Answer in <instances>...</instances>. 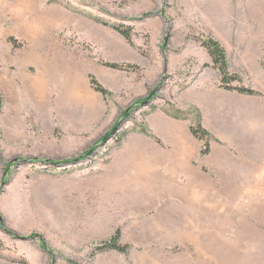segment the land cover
Instances as JSON below:
<instances>
[{
	"label": "rangeland",
	"instance_id": "374dc122",
	"mask_svg": "<svg viewBox=\"0 0 264 264\" xmlns=\"http://www.w3.org/2000/svg\"><path fill=\"white\" fill-rule=\"evenodd\" d=\"M227 1L235 3L231 14L237 19L249 15L253 0H102L104 7H92L85 0H0V36H9L11 52L28 49L34 42L25 37L28 26H23L24 19L37 20L38 15L51 9L63 18L53 26L39 24V31L46 33L39 37V41L58 43L55 48L44 47L45 52L58 61L50 64L57 68L56 79L71 77L68 75L70 56H76L71 67H76L77 76L82 74L88 78L86 69L90 61L95 59L105 66L107 63L103 58L117 50L121 41L141 55L139 66L117 64L130 67L128 70L107 67L123 75L129 74L135 82L124 80L119 88L108 90L97 81L107 91L106 96L101 94L113 102L118 115L114 126L93 143L85 158L82 157L87 153L70 160L55 159L62 157L58 150L69 145V134L58 120L56 125H42L44 120L39 125L28 119L26 125L23 123L27 134L25 142L12 147V159L4 160L0 149V257L11 250L14 255L19 254L20 242H34L52 257L58 254L54 245L67 246V242L74 240L64 229L72 224L77 235H88L86 252L91 255L89 264H94L105 254L111 256L109 261L112 264H120L113 256L115 253L124 257L123 264H138L140 260L134 256L140 252L152 259L172 257L173 264H264V115L237 117V123L244 127L239 126L240 135L233 136L237 157L231 158L229 163L235 175L233 181L220 185V192L228 195L230 192L231 196L222 199L209 212L218 229L207 231L211 225H206L205 220L200 229L190 224L188 241L173 238L161 243L153 232L154 226L149 225L154 219L162 225L167 221L169 226L185 219L184 207L173 217L171 212H166L167 206L172 204L170 192L186 190L181 183H177L176 190L169 182L126 183L122 207L117 201L122 196L118 190L120 184H113L117 186L108 190L102 184L100 190L80 192V185L62 179L93 175L104 169L108 157L113 154L109 145L136 143L137 136L141 138L139 142L146 143L148 139L162 145L149 129L148 118L153 115H145L156 109L162 108L173 118L189 120L194 124L192 127L201 125V117L195 115L194 92L196 85L208 78L204 69L208 66L203 65L207 51L200 40L213 38L208 34V25H212L214 18L227 15L225 11L229 9L223 7L228 5ZM118 28L129 31L131 42ZM100 30L109 33L108 39L91 40L88 37ZM3 42L5 40L0 39V43ZM91 77L96 79L91 75L90 82ZM153 91L156 95L146 101ZM190 93L194 96L191 97ZM0 96L1 120V92ZM133 106L130 115H122ZM258 121L260 127L256 126ZM111 132V138L104 141ZM210 140L208 132V137L201 140L203 152L206 144L210 152ZM6 192L19 194L5 196ZM159 192L165 197L160 198ZM131 193L132 197L129 196ZM149 195L154 198L153 204L140 209L141 199L134 197L144 196L143 202ZM184 200L180 197L177 203L184 205L187 203ZM106 212L107 215H103ZM58 215L65 219H60L64 226L58 222ZM118 233L119 244L126 247L125 252L105 249L103 245ZM56 259L53 256L49 264H56Z\"/></svg>",
	"mask_w": 264,
	"mask_h": 264
},
{
	"label": "crops",
	"instance_id": "0c3cea01",
	"mask_svg": "<svg viewBox=\"0 0 264 264\" xmlns=\"http://www.w3.org/2000/svg\"><path fill=\"white\" fill-rule=\"evenodd\" d=\"M85 1H89L92 7H104L102 0ZM226 4L228 5L223 7L229 9L225 11L228 12L227 15L224 14L218 19L214 18L212 25H208V34L213 36L225 49L230 74L239 76L242 80V83L236 82L232 86L252 89L258 95H248L235 89L222 88L221 75L213 68L212 59L207 52L203 65L208 66L204 68L208 73V78L202 79L196 85L194 93L195 115L201 117V125L211 135L210 152L208 154L203 152L204 143L192 134L191 127L194 124L191 121L173 118L169 116L171 115L169 112L166 113L161 108L145 115H153L148 118L149 129L162 141V145L148 139L146 143L139 142L140 136H137V139L134 138L138 141L136 143L109 145L112 147L113 154L108 157L104 169L93 175L62 178L69 184L80 185V192L100 190L102 184L105 185L106 190L117 186L113 184H120L118 190L121 192H118L122 196L117 201L122 207L126 183L169 182L175 185L173 186L175 190L177 183H181L182 187L186 186L185 191L170 192L172 204L167 206L166 210L167 214L171 212V217H173L184 207L183 218L185 219H180L171 226L167 225V221L162 225L158 219L149 223L152 227L154 226L153 232L160 238L161 243L166 240L170 242L173 238L188 241L190 224L200 229L204 220L206 225H211L207 231L214 232L218 229L216 228L217 222L211 220L212 215L209 212H212L222 199L231 196L230 192L229 195L222 194L220 185L233 181L235 175L229 162L231 158L237 157L235 152L238 149L234 146L236 140L233 136L240 135L238 127L241 124L237 123L236 119L237 117L264 115V0L251 1L249 15L243 19H237L232 15L231 7H235L234 2L227 1ZM60 17L55 9H51L38 15L37 20L24 19L23 26L26 24L28 26L27 35L24 36L34 42L30 43L28 49L17 53L9 50V36H0V39L5 40L0 43V92L3 98L0 120V136L3 139H0V149L2 158L6 161L13 157L12 147L21 146L25 142L27 134L23 123L26 125L28 119L34 120L39 125L42 120H44L42 125L51 123L56 125L58 120L59 125L66 133L68 132L69 145L59 149L58 152L62 157L55 159L64 161L84 155L93 143L114 126L116 115H118L113 102L93 89L89 77L95 76L97 81L108 90L119 88L124 80L135 82L134 77L129 74L117 73L115 70L102 66L95 59L90 61L89 68L86 69L88 78L83 77L82 74L80 76L78 74V77L74 72L78 71L76 67H71V64L76 62V56L68 58L71 62L68 75L71 77L68 79L54 78L57 68L50 64L58 63V61L48 55L44 47L55 48L58 47V43L40 42L39 37L46 33L39 31V24L53 26L63 19ZM88 37L91 40H106L109 33L100 30ZM117 46V50L112 54L107 53L103 58L106 63L140 65V54L129 45H125L124 41L119 42ZM134 74L137 75V73ZM190 96L194 95L190 93ZM177 109L186 110L185 108ZM256 126L260 127V121L256 123ZM128 176L130 179H126ZM161 193L159 192L158 196L164 198L165 195ZM18 194L4 193L5 196H18ZM132 194L129 196L132 197ZM180 197L181 200L186 199L184 201L187 203L184 205L177 203ZM16 198L9 199L16 200ZM134 198L145 199L144 196ZM141 200L138 206L140 209L154 202L151 195L147 200L143 202ZM178 205L181 206L177 207ZM103 215H107V212ZM57 218L60 224L65 221L59 215ZM91 226L89 232L92 231ZM64 229L74 240L67 242V246L54 245L58 251V254H53L54 258L57 257L56 264H89L91 255L90 253L87 255L86 252V248L89 247L88 235H77L72 224H68L67 228L64 226ZM54 233L59 235L55 229ZM18 246L19 254L14 255L12 250L5 252L3 257H0V264H19L18 262L20 264H49L53 257L45 253L34 242H20ZM115 254L113 256L119 260L120 264H123L125 261L121 260L124 257L119 253ZM134 258H139L138 264H173L172 257L152 259L142 252ZM110 259L111 256L108 254L101 255L94 264H112Z\"/></svg>",
	"mask_w": 264,
	"mask_h": 264
},
{
	"label": "trees",
	"instance_id": "16d2710c",
	"mask_svg": "<svg viewBox=\"0 0 264 264\" xmlns=\"http://www.w3.org/2000/svg\"><path fill=\"white\" fill-rule=\"evenodd\" d=\"M119 31L122 33V35H124V37L131 42V36L129 34V31H124L121 28H118ZM200 43L202 45V47L208 52V54L210 55L212 62H213V68L215 70H217L222 78V88L227 89V90H237L240 93H244V94H248V95H257V93L255 91H253L252 89L249 88H245L243 86L241 87H232V84L235 82L241 83L242 80L239 76L236 75H232L230 74L229 71V65H228V60H227V55H226V51L223 48V46L216 41L214 38L212 37H208L206 39L200 40ZM106 67L112 68V69H120V70H128L129 68L127 66H121V65H117V64H105ZM91 83L92 86L94 87V89L100 93H102L104 96L107 95V91L97 82V80L94 77H91ZM156 95V92L153 91L152 93H150V95L145 99L146 101H150L153 99V97ZM145 102H138L137 104H144ZM136 104V105H137ZM136 107V106H135ZM0 108H1V96H0ZM134 106L128 111H124L122 113V115H130L131 110H133ZM191 131L192 134L197 137L200 140H205L208 137V132L205 131L203 129V127L201 125L197 126V127H191ZM111 134L112 132L107 135V137L104 139V141L108 140L109 138H111ZM206 149H205V153H208V145H205ZM89 153H87L86 155H84L82 158H85ZM119 233L117 234V236H114L113 239H111L109 242L105 243L103 246L106 249H110V250H116L119 252H125L126 247H123L119 244Z\"/></svg>",
	"mask_w": 264,
	"mask_h": 264
},
{
	"label": "water",
	"instance_id": "95a60500",
	"mask_svg": "<svg viewBox=\"0 0 264 264\" xmlns=\"http://www.w3.org/2000/svg\"><path fill=\"white\" fill-rule=\"evenodd\" d=\"M145 105L148 104V102L144 103Z\"/></svg>",
	"mask_w": 264,
	"mask_h": 264
},
{
	"label": "bare ground",
	"instance_id": "6f19581e",
	"mask_svg": "<svg viewBox=\"0 0 264 264\" xmlns=\"http://www.w3.org/2000/svg\"><path fill=\"white\" fill-rule=\"evenodd\" d=\"M27 30L25 29V32H26ZM170 181V180H169ZM184 191V190H183Z\"/></svg>",
	"mask_w": 264,
	"mask_h": 264
}]
</instances>
